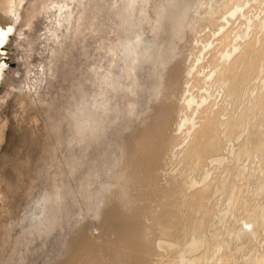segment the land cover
I'll return each instance as SVG.
<instances>
[{"label": "rangeland", "instance_id": "rangeland-1", "mask_svg": "<svg viewBox=\"0 0 264 264\" xmlns=\"http://www.w3.org/2000/svg\"><path fill=\"white\" fill-rule=\"evenodd\" d=\"M235 1L0 0V264H205L264 205V72L218 80L259 64L264 0ZM263 253L264 224L214 261Z\"/></svg>", "mask_w": 264, "mask_h": 264}, {"label": "bare ground", "instance_id": "bare-ground-1", "mask_svg": "<svg viewBox=\"0 0 264 264\" xmlns=\"http://www.w3.org/2000/svg\"><path fill=\"white\" fill-rule=\"evenodd\" d=\"M243 7H244V4L242 3V0H236L234 8L233 7L231 8V13L233 14L237 10L242 9ZM134 43H135V41H134ZM129 50H132V49H129ZM257 59L258 60L260 59L259 64H254L253 68L248 69V70L244 68L242 71L234 69V70H232L231 73L229 72L230 73L229 75H224V76L220 77V79H218V80H220L223 84H227V81H229V80L231 81V83L233 81L237 84L240 82L239 76L245 75V77L247 78V73H249L250 71H256L257 68H259V66L262 67L261 71L264 72V63H262V62H264V44H263V49L260 52H258ZM228 70L230 71V69H228ZM242 82H244V80H242ZM216 121H217V119H216ZM240 126H241V124H240ZM211 131L213 132L214 129L209 128L205 132H211ZM208 134H210V133H208ZM213 142H214V139H213ZM214 144L216 146V142ZM200 160H201V158L198 157L196 161L199 163ZM255 171H257L259 173H263V176L261 178L264 182V163L258 164L256 166ZM255 171L253 173H255ZM218 188L227 192L228 198H229L228 206L229 207H232V206L236 207L237 203H238V192H237L238 186L235 184H232L230 187H227V184H226L223 186H218ZM263 188H264V185H262L261 188H259L260 190H258V193H257L258 195L261 194V191L263 190ZM225 215H226V213L222 214L221 219H223L225 217ZM234 216L239 217V216L235 215V213H234ZM236 224H237V226L234 227L229 232L230 233L229 239L227 241H225V243L216 244L215 245V251L212 253L211 256H208L207 254L204 256L205 264H215V261H214L215 254L219 255L220 251H222L223 249L229 248V246L231 245V242H233L234 240H239V239H241V237L243 235L249 234L250 232L256 233L258 231V228H260L264 224V205L260 204V206H258V208L255 207L253 211H250V209L248 207L243 208L242 215L237 219ZM183 235H184V238H193L194 240L199 241L200 248L205 247L207 245V237L205 234L203 223H199V224L195 225L194 228L184 229ZM179 243H180V241H179ZM184 243H185V240L183 241V244L180 243L181 248L178 247L180 249V250H178L179 252H177L179 256H177V259L175 262H177V263L180 262L182 264H195V263L200 262L201 259H203V258H199L197 261L196 260H189L187 258V255L185 253ZM255 254L256 253L252 254V258L255 256ZM202 257H203V255H202ZM185 261H186V263H185ZM228 262L229 261L227 259L225 260L222 257H220L218 259V264H229ZM250 264H264V253L262 255H259L258 257H256L253 262H250Z\"/></svg>", "mask_w": 264, "mask_h": 264}, {"label": "snow or ice", "instance_id": "snow-or-ice-1", "mask_svg": "<svg viewBox=\"0 0 264 264\" xmlns=\"http://www.w3.org/2000/svg\"><path fill=\"white\" fill-rule=\"evenodd\" d=\"M8 31H11V29H8ZM0 35H3L2 31H0ZM0 43H3V41L0 40Z\"/></svg>", "mask_w": 264, "mask_h": 264}]
</instances>
